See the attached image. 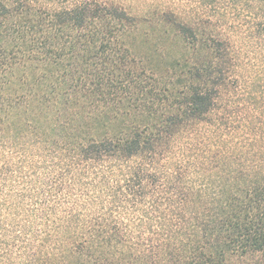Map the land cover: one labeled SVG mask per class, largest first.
Wrapping results in <instances>:
<instances>
[{
    "label": "trees",
    "instance_id": "trees-1",
    "mask_svg": "<svg viewBox=\"0 0 264 264\" xmlns=\"http://www.w3.org/2000/svg\"><path fill=\"white\" fill-rule=\"evenodd\" d=\"M123 1L0 0V264H264V0H173L159 76Z\"/></svg>",
    "mask_w": 264,
    "mask_h": 264
},
{
    "label": "rangeland",
    "instance_id": "rangeland-1",
    "mask_svg": "<svg viewBox=\"0 0 264 264\" xmlns=\"http://www.w3.org/2000/svg\"><path fill=\"white\" fill-rule=\"evenodd\" d=\"M123 5L137 18V26L128 37L127 48L141 68L159 76L166 69H171L173 62L188 55L184 40L167 23L175 15L190 17L191 11L186 5L173 0H124ZM163 11H171L174 16L168 14L161 18L159 14ZM242 58L244 63H250V72L258 77L257 73L264 66V59L259 58L258 52L252 47L242 50ZM109 131L116 132L117 125L109 126ZM99 132L94 128L93 136L98 137Z\"/></svg>",
    "mask_w": 264,
    "mask_h": 264
}]
</instances>
